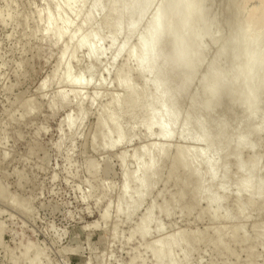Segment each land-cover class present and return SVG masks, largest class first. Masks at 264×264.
I'll return each mask as SVG.
<instances>
[{"label": "rangeland", "instance_id": "rangeland-1", "mask_svg": "<svg viewBox=\"0 0 264 264\" xmlns=\"http://www.w3.org/2000/svg\"><path fill=\"white\" fill-rule=\"evenodd\" d=\"M225 2L226 0L211 1L215 4L212 5V11H215L219 20L218 34L229 36L235 33L238 27L237 25L236 28L226 27L225 24L220 23L222 19L225 21L224 13L220 14V11L224 12ZM157 3L156 0L154 6ZM241 3L242 0H231V12L240 10ZM68 7L55 9V6L47 0H0V264H154V259L147 248L148 244L169 237L172 232V235L184 232L183 234H188V238L193 236L198 239L186 259L182 258L180 251L173 252L177 255L175 260L179 259L178 264H264V205L262 204V208L257 205L252 206L254 209L246 205L245 196L239 197L241 201L234 199L236 195L232 184L235 180L233 177H240L237 175L239 172L235 173L237 168L233 165L234 159H229L227 163V167H230L228 174L229 177L230 174L232 175V180L229 177L227 179L228 195L224 205L231 216L236 209L239 211L243 209L244 214L238 215V218L234 216L237 219L233 217L234 220L232 218V221H226L227 224L223 220L210 221L209 214L205 213L204 209L205 200L191 204L190 193L187 194V191L191 190L194 182H192L193 178H190L191 184L189 181L187 183L189 190L186 187L187 191L182 196L184 200L179 199L176 204L175 200L173 203L171 201L172 212L165 217L163 214H158L156 209L161 207L163 201L164 204L166 201L170 203L169 200L178 191L177 186L181 185L182 181H178L177 177L184 179L183 175L181 176L184 171L181 172L180 169L176 170V173L173 172L176 175L172 173L171 176L169 175V159L174 156L176 146L185 148L188 145V148L194 151L195 148L203 149L205 145L187 140L185 143V140L176 137L168 140L170 142L160 141L158 138L157 141L156 136L151 137L153 134L146 138L142 135L143 129L139 126L137 129L135 126L138 124L134 126L136 122L127 121L126 115L123 116L126 119L121 118L120 127L124 126L122 127L124 130L131 128V131L119 146L109 149L103 147L101 141L98 143L96 139H92V135H95L97 130L93 132L98 116L105 109L111 108L113 97L117 99L123 93L119 86H117L119 89L116 87L117 72L130 68L129 79L130 81L132 79L131 83L136 90H139V87L143 89V78L149 75L144 73L137 76L134 71L135 60L127 59L124 52L113 57L116 48L124 41L129 43L127 46H133L137 38L134 35L126 39L124 35H120L115 44L111 45L110 28L100 23L102 20L96 12L97 21L94 24L95 27L98 26L96 49L101 51V54L97 58L88 59L85 49L80 48L74 55H65L64 61L67 66L54 73L53 68L60 52L67 45L69 48L66 49L72 46L71 34L81 19L82 10H78L76 6ZM182 8L185 7H181L180 12L178 9L172 11L175 15L177 12L181 14L185 10ZM151 12L145 15L146 18H143L142 23L150 18ZM220 15L223 16L221 20ZM53 25L57 26L55 31H51ZM87 25L92 26L90 23ZM88 26L84 25L82 31L85 27L87 32L91 28ZM85 30L82 33H85ZM206 43L205 46L203 45L204 49L211 52L208 54L207 62L216 46L214 43L211 45L210 41ZM205 64L202 65V69ZM89 71L90 73H87ZM53 74V80H50L49 76ZM63 76H68L71 80L83 78L85 85L81 88H72L71 91L69 85L59 82ZM197 78L198 76L192 82L199 81ZM43 81H46L45 88L43 86L37 89ZM194 83L183 96L185 102L183 111L186 110L187 100L199 93V84ZM149 88L147 86L146 89ZM152 89L153 87L146 91V95L151 94ZM69 90L71 93L76 91L74 92L77 93V96L74 95L76 98ZM58 93H64V96L57 98ZM224 100L214 110L215 115L212 112L214 118L220 115V110L226 108L224 103L228 105V99ZM108 103L111 104L110 107ZM153 106L156 109L157 105ZM78 109L82 117L77 115L80 113ZM239 109L237 105H232L230 108L226 118L227 129L229 124V129L232 131L234 126L236 128L247 124L246 122L258 123V119L250 122L251 118ZM140 114L142 113L136 116L145 117ZM68 116L69 120L66 121ZM136 116L131 115L133 118ZM127 117L130 119L129 115ZM139 117L137 123L141 119ZM123 120L129 123H124ZM258 138L257 146L249 151L247 148L242 150L241 160H247L251 155L256 154L259 162L261 161L259 164L263 166L264 132ZM98 139L99 137L97 141ZM152 142L157 145L162 142L163 146L169 148L167 154L173 156L167 155L165 161L160 163L161 172L155 179L157 182L154 181L148 197H144L141 206L130 215L118 214L116 210L123 182L120 156L123 155L125 165L128 164L124 165L125 169L132 172L135 164L130 156L134 151L137 152ZM151 204L157 206L154 207L153 223L151 220L148 227L149 234L141 238L133 231ZM121 206L126 207L124 204ZM105 209L106 218L103 220L101 215ZM201 211H204L203 214ZM218 213L219 210L215 209L216 218ZM155 224L160 226L159 230H156ZM239 226H242L240 229L243 228L245 239L242 238L244 236L242 231V233L237 232ZM224 227H228V230ZM259 227L263 230L261 231ZM131 232L132 236H130ZM221 234L225 235L222 236V242L215 245L212 240L214 241ZM257 235H263L262 242L259 241L260 239L256 240ZM198 241L204 242L199 244ZM23 252L26 254L23 255Z\"/></svg>", "mask_w": 264, "mask_h": 264}, {"label": "bare ground", "instance_id": "bare-ground-1", "mask_svg": "<svg viewBox=\"0 0 264 264\" xmlns=\"http://www.w3.org/2000/svg\"><path fill=\"white\" fill-rule=\"evenodd\" d=\"M155 1L47 0L48 3L55 6V9L76 6L77 9L79 8L78 10H82L80 22L71 34L72 46L70 49H66L68 45L65 49L62 48L53 71L57 73L60 68L66 67L67 64L64 61V56L74 55L80 48L85 49L88 59L97 58L101 54V51L96 49L98 26L95 27L94 24H96L97 16H100L102 22L100 19L99 21L103 23V26L106 25L108 29L110 28L112 34L110 37L111 45L115 44L116 39L120 35H124L126 39L135 35V38H137L136 43H133L135 45L132 46L130 44L131 46H127L129 43L127 44L124 41L116 48L113 57L124 52L127 59L135 60L136 66L134 67V71L137 76L146 73L149 77L143 78V89L139 87V90H136L133 83H131L133 82L132 79L131 81L129 79L130 71L128 69L130 70V68L125 69L123 72L122 70L117 72L116 87L119 86L123 93L121 92L122 95L117 97V99L113 97L112 106L109 103L107 104L111 108H107L103 112L101 111V115L98 114L96 127L93 132L97 130L94 133L95 135H92V139H96L95 141L98 143L101 141V145L109 149L119 146L130 135L131 128L124 130L122 129L124 126L120 127L121 118H127L126 120L129 122H136L134 126L138 124L135 126L137 129L139 127L143 129L144 133L142 135L146 136V138L153 134L151 137L156 136L155 138L160 139V141L170 142L168 140L176 137L180 140H185V143L187 140L202 143L205 146L203 149L199 148L200 150H198L195 148L196 150L191 151L188 145L185 148L183 146L181 148L178 145L179 147L177 148L176 146V151L174 150L175 154L172 157L167 154V151L169 153V148L163 146L162 142H160L161 145L159 142V145L156 143L154 145L153 142L150 144V142L149 146L146 144L147 147L144 146L139 151L132 152L133 154L130 158L135 164L132 172L131 170L129 172V170L127 171L125 169V166L128 164L125 165V158L121 155V158L119 157V163L123 169H121L123 182L121 184L122 187L119 193L116 213L127 216L134 213L141 206L144 197H148L150 189L154 185L155 179H157L156 177L161 172L159 169L160 163L164 162L168 155L172 157V160L168 158L170 161V165H168L169 175L171 176V173L175 174L176 170L180 169L181 172L184 171V174L181 173L184 179H178L177 177L178 181H182L181 185L179 184L180 187H178L179 182L176 184V186L178 185V191L176 190L177 192L174 193L173 197L170 195L172 197L170 200L167 199L170 203L166 201L164 204L163 201L164 206L161 203V207L158 204L160 208L156 209V212L165 215V217L169 216L168 214L172 212L171 206H173V200H175L174 203L179 199L184 200L182 196L187 191V183L193 178L192 182L194 183L192 184L193 186L191 185V190L187 187L189 190L187 194L190 193L189 198L192 202L191 204L194 205L201 200H205L206 208L204 209L206 210L205 213L208 212L210 221L223 220L225 223L229 220L232 221L234 216H241L245 212L243 209L241 211L236 209L234 215L231 216V213L229 212V214L227 212L228 209L224 205V200H226L228 195L227 179L232 178V175L230 174L229 177L228 174L230 173L228 171L230 167H227L229 159H234L235 163L233 162L234 164H231L236 165L235 168H237V171L235 173L239 172L237 175L240 176L239 178L236 176L238 179L233 177L235 180L234 182L232 181L233 183L231 182L234 184V192L236 195L234 199L238 201L240 199L239 197L245 196L244 198L247 200L246 205L249 207H255L257 205L260 208L262 204L264 205V165L261 166L259 164L261 161L259 162V157L256 154L254 156L251 155L248 159L246 157L247 160H241L243 159L241 158L242 150L247 148L248 150H246L249 151L255 145L257 146L258 137L264 132V0H242V3L239 5L240 10H234V12L230 10L231 0H226L223 8L224 12L220 11V14L224 13V17L222 15L219 17L220 20L222 17L225 18V21L222 19L220 23L225 24L226 27H235V25L238 27L236 32L231 35L229 34V36L218 34L220 30L219 20L215 11H212V5L215 6L214 3H211L212 0H157L158 3L154 6ZM103 3L104 5H102ZM181 7H185L182 8L185 10L179 14L178 12H180L179 9ZM84 8L85 10H83ZM172 9H178L176 15ZM149 11L151 12V15H149L150 18L142 23L143 18H146L145 15L149 14ZM95 12L97 16H95ZM89 23L92 26H88L87 24ZM84 25L91 28L88 29L87 27L86 29L88 31L86 32L84 27L85 33H82L84 32V30L82 31ZM56 27L55 25L51 26V31H55ZM125 38L124 40H126ZM207 41H210L211 45L214 43L216 48L206 62L210 51H206L203 45L205 46L204 43ZM204 64V69H202V65ZM87 69L86 71H88ZM87 73H90V71ZM197 76V80L199 79V81L196 82H198L197 85L199 84V93L189 99L187 97L186 110L183 111L182 107L185 105L183 96L191 87L192 83H194L192 80ZM49 77H51L50 80H53L54 74ZM82 80L84 79L82 78ZM82 80H71L70 77L63 76L59 82H63L67 86L69 85L71 87L69 89L72 91L74 88H81L85 85V82ZM45 83L46 81H43L37 89H41L43 86L45 88ZM147 86L150 88L153 87L152 93L149 95H146V91L150 89L147 90ZM74 92L76 91H73L71 94L76 98L77 93ZM62 96H64V93H58L56 97L61 98ZM224 99H228V105L224 103L226 108L224 107L225 109L220 110V115L214 118L212 112L219 107ZM153 105H157L156 109L153 108ZM232 105H237L241 112L248 115L251 118V121L249 120L250 122L258 119V123H254V121V124H249L248 122H246L247 124L242 123L243 125L241 126L236 125V128L234 126V130L232 131L229 129V124V128L227 129L226 118H228ZM80 113L77 115L82 117V113ZM137 113H142L145 117L136 116L138 115ZM134 114L137 117H135L136 119L133 118L134 116L131 117ZM125 115L126 118H123ZM128 115L130 119L127 117ZM138 117L143 119H140L137 123L139 120ZM131 119H135V121H131ZM67 120H69V116L66 118ZM97 137L100 140L98 139L97 141ZM158 139L157 141H159ZM163 167H161L162 170ZM174 171L175 173H173ZM178 172L180 173V171ZM160 175L162 174L160 173ZM190 181L189 184H191ZM161 199L163 198L161 197ZM236 203L239 204L238 202ZM121 204H124L126 207L121 206ZM154 207L157 206L151 204L145 211L142 219H140L138 225L135 226L136 228L133 233L138 234L141 238H145L149 234L148 227L152 220L155 210ZM181 209L183 213V208ZM215 209L219 210L218 218L214 214ZM104 211L101 215L103 220L106 218V209ZM158 224H155L156 230L160 229V224ZM236 227L235 230L237 229ZM240 227L242 226H239L238 229ZM262 227H259L261 231L263 230ZM224 228L228 230V227ZM238 229L237 232H243V228ZM172 233L169 237H164L151 245L148 244L147 248L154 259V264H178L177 261L179 259L177 261L175 260L177 255L173 254V252L180 251L182 258L186 259L190 255L192 248H194L195 241L197 242L198 240L197 238H193V236L188 238V234L185 235L183 234L184 232L178 235H172ZM213 234L215 235V233ZM132 235L131 232L130 236ZM242 235H244V232ZM222 236L225 235H218L216 237L217 239L212 240V242L215 245L219 244L223 240ZM262 236L257 235L256 240L260 239L259 241H261ZM242 238L245 239V235ZM24 252L27 253V251ZM24 252L22 253L23 255L26 254ZM20 259L22 260V258Z\"/></svg>", "mask_w": 264, "mask_h": 264}]
</instances>
